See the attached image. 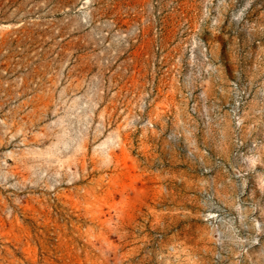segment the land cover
I'll return each instance as SVG.
<instances>
[{
  "label": "rangeland",
  "instance_id": "374dc122",
  "mask_svg": "<svg viewBox=\"0 0 264 264\" xmlns=\"http://www.w3.org/2000/svg\"><path fill=\"white\" fill-rule=\"evenodd\" d=\"M0 264H264V0H0Z\"/></svg>",
  "mask_w": 264,
  "mask_h": 264
}]
</instances>
